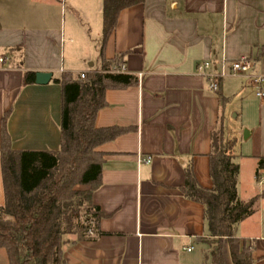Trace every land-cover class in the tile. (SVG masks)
Wrapping results in <instances>:
<instances>
[{
  "label": "crops",
  "instance_id": "crops-1",
  "mask_svg": "<svg viewBox=\"0 0 264 264\" xmlns=\"http://www.w3.org/2000/svg\"><path fill=\"white\" fill-rule=\"evenodd\" d=\"M67 2L90 29L83 26L79 39L66 38L57 0H0V52L10 54V60L0 54V149L3 116L11 111L7 129L14 150H59L62 88L53 80L102 69L104 0ZM67 45L78 53L68 63ZM104 53L107 60L125 54L118 72L139 83L105 94L107 107L97 114V127L128 132L98 149L104 161L94 203L104 214L101 235L80 242L67 237L65 264H208L205 208L184 196L185 169L192 165L199 184L212 188V135L226 128L228 106L239 100L241 126L231 136L226 129L237 144L244 143L235 148L238 195L243 201L259 196L264 99L256 103V88L243 77L222 80L214 92L197 66L248 56L252 73L264 76V0H145L120 13ZM27 72H51L53 80L26 85ZM4 203L0 153V206ZM237 237L254 246L253 264H264V199L239 224ZM229 257L226 249V264ZM0 264H9L5 249Z\"/></svg>",
  "mask_w": 264,
  "mask_h": 264
},
{
  "label": "trees",
  "instance_id": "trees-1",
  "mask_svg": "<svg viewBox=\"0 0 264 264\" xmlns=\"http://www.w3.org/2000/svg\"><path fill=\"white\" fill-rule=\"evenodd\" d=\"M144 2L104 0L101 71L87 73L85 79L64 73L53 80L62 88L59 150H14L7 129L11 111L4 114L0 153L5 203L0 206V249L6 250L9 264H65L67 237L74 236L80 242L101 235L99 223L104 214L94 203V194L102 185L104 161V154L98 149L128 129L98 128L96 118L107 107V90L126 89L139 83L138 77L118 72L125 54L107 60L104 50L116 30L120 13ZM35 77L34 72H27L25 84H34ZM236 145L237 139L230 138L224 126L213 133L210 189L199 184L192 165L185 169L182 192L188 200L204 206L208 237L216 244L210 256L203 257L211 264H226L225 241L232 264L254 263L255 248L240 241L237 229L256 212L264 191L250 201L239 198ZM261 173L264 157L258 164V179Z\"/></svg>",
  "mask_w": 264,
  "mask_h": 264
},
{
  "label": "rangeland",
  "instance_id": "rangeland-1",
  "mask_svg": "<svg viewBox=\"0 0 264 264\" xmlns=\"http://www.w3.org/2000/svg\"><path fill=\"white\" fill-rule=\"evenodd\" d=\"M58 2V22L61 24H64L66 22V31H67V36L68 37H74V38H78L80 37V32L83 28V26H85V30L90 32V29L86 26V22L82 20V18L80 17V15L77 13V11L73 10V7L70 6V4L67 2V0H57ZM102 24H103V12H102ZM70 34H74L75 36H70ZM69 35V36H68ZM66 44H70V43H66ZM62 50V48H61ZM23 53V52H22ZM1 55H5L8 57V59L10 60L9 56V52L2 50L0 52ZM61 54V53H60ZM77 52L75 51H70L68 45L66 46L65 50H64V55H65V59H66V63H68L70 61V59H72V57L77 56ZM62 59H63V55ZM11 61H14V59L12 58ZM93 63V62H89L87 64V68H89V65ZM256 93V92H255ZM255 100L256 103L259 102V98L255 96ZM254 105V104H253ZM256 107V105H255ZM239 114V116H237ZM226 129H227V133L229 136L235 134L234 132L239 129V127L241 126V123L243 121L241 112H240V101L239 100H235L234 102H232L231 105L228 106L227 112H226ZM244 143H242L241 141H238V144L236 145V150H241V146H243ZM245 146V145H244ZM241 241V240H240ZM205 242H208L205 243ZM214 240L211 238H205L203 240V244H204V255L206 257L210 256V253L212 252V250L215 248L214 245ZM242 242V241H241ZM247 246L248 244L245 243ZM229 251L228 245L226 243V241L224 242V247H223V254H224V258H225V250ZM227 259V258H225ZM228 264H232L231 258H228ZM211 261V260H210ZM210 261H208V264H211ZM226 263V262H225Z\"/></svg>",
  "mask_w": 264,
  "mask_h": 264
},
{
  "label": "built area",
  "instance_id": "built-area-1",
  "mask_svg": "<svg viewBox=\"0 0 264 264\" xmlns=\"http://www.w3.org/2000/svg\"><path fill=\"white\" fill-rule=\"evenodd\" d=\"M3 63L4 59H0ZM253 60L248 56L233 61L223 59L219 65H214L210 61H205L197 66V74L203 77L210 88L214 92L220 90L221 81L230 77L246 78L255 88L256 96L264 99V76L253 74ZM86 74H81L80 77L85 79ZM151 160L148 159L147 162ZM260 183H264V178L259 179ZM192 248L188 249L191 251Z\"/></svg>",
  "mask_w": 264,
  "mask_h": 264
},
{
  "label": "water",
  "instance_id": "water-1",
  "mask_svg": "<svg viewBox=\"0 0 264 264\" xmlns=\"http://www.w3.org/2000/svg\"><path fill=\"white\" fill-rule=\"evenodd\" d=\"M53 80V73L51 72H38L36 73L35 83L37 85H48ZM249 137V131H244V140Z\"/></svg>",
  "mask_w": 264,
  "mask_h": 264
}]
</instances>
